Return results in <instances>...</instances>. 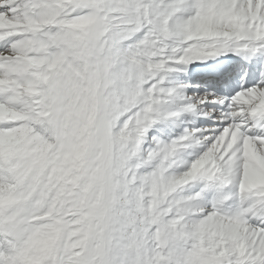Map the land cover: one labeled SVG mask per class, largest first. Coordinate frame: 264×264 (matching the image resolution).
<instances>
[{"label": "snow or ice", "instance_id": "snow-or-ice-1", "mask_svg": "<svg viewBox=\"0 0 264 264\" xmlns=\"http://www.w3.org/2000/svg\"><path fill=\"white\" fill-rule=\"evenodd\" d=\"M0 264H264V0H0Z\"/></svg>", "mask_w": 264, "mask_h": 264}]
</instances>
